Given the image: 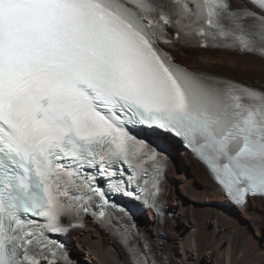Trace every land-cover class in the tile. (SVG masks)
I'll use <instances>...</instances> for the list:
<instances>
[{
    "label": "snow or ice",
    "instance_id": "snow-or-ice-1",
    "mask_svg": "<svg viewBox=\"0 0 264 264\" xmlns=\"http://www.w3.org/2000/svg\"><path fill=\"white\" fill-rule=\"evenodd\" d=\"M200 49L264 65V0H0V264H76L86 221L123 264H172L116 199L163 223L161 138L264 201V82L190 66Z\"/></svg>",
    "mask_w": 264,
    "mask_h": 264
},
{
    "label": "bare ground",
    "instance_id": "bare-ground-1",
    "mask_svg": "<svg viewBox=\"0 0 264 264\" xmlns=\"http://www.w3.org/2000/svg\"><path fill=\"white\" fill-rule=\"evenodd\" d=\"M190 55V66L234 80L264 82V65L253 63L251 57L218 49L194 50ZM161 144L167 157L160 197L163 223L158 224L146 210L147 217L144 213L140 216L141 228L159 230V241L172 264H261L264 201H250L247 207L233 205L179 141L161 138ZM178 156L183 161L179 162ZM225 233L232 237L227 247L220 242ZM197 236L201 240L198 249L194 243ZM65 240L80 264H123L118 245L91 221Z\"/></svg>",
    "mask_w": 264,
    "mask_h": 264
},
{
    "label": "rangeland",
    "instance_id": "rangeland-1",
    "mask_svg": "<svg viewBox=\"0 0 264 264\" xmlns=\"http://www.w3.org/2000/svg\"><path fill=\"white\" fill-rule=\"evenodd\" d=\"M237 80H238V79H237ZM238 81H241V80H238ZM241 82H242V81H241ZM178 160H179V162H180L181 160L183 161V158L178 156ZM143 215L147 217V212H144ZM142 219H145V217H143ZM139 221H140V220H139ZM140 223H141V222H140ZM76 249H77V248H76Z\"/></svg>",
    "mask_w": 264,
    "mask_h": 264
}]
</instances>
